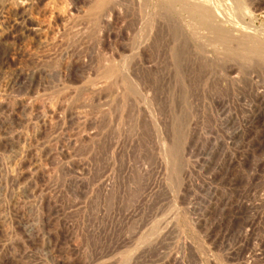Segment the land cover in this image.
Masks as SVG:
<instances>
[{"label": "rangeland", "instance_id": "obj_1", "mask_svg": "<svg viewBox=\"0 0 264 264\" xmlns=\"http://www.w3.org/2000/svg\"><path fill=\"white\" fill-rule=\"evenodd\" d=\"M176 1L0 0V264H264V0Z\"/></svg>", "mask_w": 264, "mask_h": 264}, {"label": "bare ground", "instance_id": "obj_2", "mask_svg": "<svg viewBox=\"0 0 264 264\" xmlns=\"http://www.w3.org/2000/svg\"><path fill=\"white\" fill-rule=\"evenodd\" d=\"M173 2H172V4L173 3H175V1L174 0H172ZM18 2H20V1H18ZM176 2H178V1H176ZM179 2H181L180 3V5L179 6H181V8L180 9H183L184 10V12H186L187 13V15L189 16V18H191L192 20H195L196 22H198V23H200L201 25L203 24V26L205 25V26H207V27H209L210 28V32L212 33V34H214L216 37H218L222 42V44H223V42H225L223 45H225L226 43H228L229 41H231V38H229V36H228V34H221L220 32H221V30L219 31L218 30V27H216L217 25H215L214 23H213V19H214V15H212V14H214L213 13V11H212V9H211V6H210V4L211 3H209L207 0H180ZM178 2V3H179ZM171 3V2H170ZM236 3V2H235ZM19 4H21V2L19 3ZM18 3L16 4L17 5V7H20V5H19ZM100 4V3H99ZM22 5V4H21ZM257 6V5H256ZM93 7V6H92ZM11 8V7H10ZM14 8V7H13ZM16 8V7H15ZM257 8V7H256ZM17 9V8H16ZM16 9L14 10V12L16 11ZM96 11V10H95ZM20 14V13H19ZM22 14V13H21ZM20 14V15H21ZM214 16V17H213ZM19 17V16H18ZM21 18L23 17V15L22 16H20ZM25 17V16H24ZM23 17V18H24ZM17 18V17H16ZM20 18V19H21ZM25 19V18H24ZM23 19V20H24ZM17 20V19H16ZM192 22V21H191ZM17 23V22H16ZM16 23H15V26H16ZM20 23V22H19ZM27 23H28V21H27ZM30 23V22H29ZM31 24V23H30ZM197 24V23H196ZM14 25V24H13ZM22 26V25H21ZM30 26V25H29ZM27 27V26H26ZM25 27V28H26ZM35 27V26H34ZM22 27H20L19 29H21ZM28 28H30V27H27V29ZM24 29V28H23ZM31 29V28H30ZM30 29H29V31H30ZM35 29V28H34ZM38 29V28H37ZM220 29V28H219ZM32 30V29H31ZM208 30V29H207ZM23 31H25L26 32V30L24 29ZM29 31H28V33H29ZM33 31H35V30H33ZM208 32V31H207ZM244 32V31H243ZM209 33V32H208ZM241 36L240 35H238V36H240L238 39H237V42L235 41L236 39H233L235 42H236V44L234 45V48H233V46H232V50H234L236 53L238 52V53H240V54H242V53H244L245 55H249V56H254V57H259V58H261V60H263L264 61V46H263V44H261L260 42H256V41H253L252 39H251V37L249 36V34L248 33H242V31H241ZM213 35V37H215ZM232 36V35H231ZM252 36V35H251ZM253 38V37H252ZM214 39V38H213ZM215 40V39H214ZM219 40V41H220ZM234 43V42H233ZM225 46H227V45H225ZM227 48V47H226ZM230 48L228 47V49L227 50H229ZM231 50V49H230ZM243 54V55H244ZM235 56V55H234ZM247 57V56H246Z\"/></svg>", "mask_w": 264, "mask_h": 264}]
</instances>
